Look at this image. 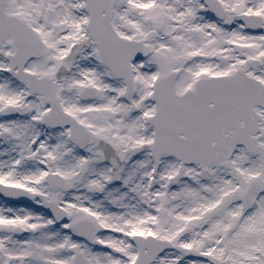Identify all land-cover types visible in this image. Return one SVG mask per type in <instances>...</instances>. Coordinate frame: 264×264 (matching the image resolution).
Wrapping results in <instances>:
<instances>
[{
	"label": "snow or ice",
	"instance_id": "obj_1",
	"mask_svg": "<svg viewBox=\"0 0 264 264\" xmlns=\"http://www.w3.org/2000/svg\"><path fill=\"white\" fill-rule=\"evenodd\" d=\"M0 264H264V0H0Z\"/></svg>",
	"mask_w": 264,
	"mask_h": 264
}]
</instances>
